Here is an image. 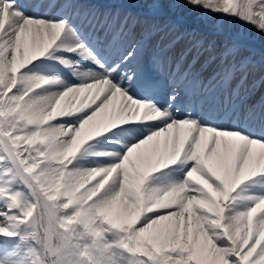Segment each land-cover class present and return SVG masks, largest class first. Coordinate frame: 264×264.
Masks as SVG:
<instances>
[{"label": "snow or ice", "instance_id": "6c2138e0", "mask_svg": "<svg viewBox=\"0 0 264 264\" xmlns=\"http://www.w3.org/2000/svg\"><path fill=\"white\" fill-rule=\"evenodd\" d=\"M180 10L264 35V0H0V264H264V53Z\"/></svg>", "mask_w": 264, "mask_h": 264}, {"label": "rangeland", "instance_id": "374dc122", "mask_svg": "<svg viewBox=\"0 0 264 264\" xmlns=\"http://www.w3.org/2000/svg\"><path fill=\"white\" fill-rule=\"evenodd\" d=\"M240 0H237L239 4ZM179 14L184 17L186 27H199L201 30L206 31L209 26L216 27L221 33L228 34L232 32L242 31L248 38L249 46L257 53H264V35H261L254 28L249 26H242L238 21L221 19V18H208L203 20L199 25L194 23L196 14L187 10H180ZM255 78L257 79L259 72ZM261 91L259 92V95ZM258 95V96H259ZM256 97H254L255 99Z\"/></svg>", "mask_w": 264, "mask_h": 264}, {"label": "bare ground", "instance_id": "6f19581e", "mask_svg": "<svg viewBox=\"0 0 264 264\" xmlns=\"http://www.w3.org/2000/svg\"><path fill=\"white\" fill-rule=\"evenodd\" d=\"M23 2L25 3V5L27 6L28 4H29V2H30V0H23ZM203 31V30H202ZM256 88H262L263 90H264V84H261V83H259V80H257V86H256ZM255 93H256V89H255ZM254 93V94H255ZM261 97H264V94H262L261 96H260V98ZM259 98V99H260ZM258 99V100H259Z\"/></svg>", "mask_w": 264, "mask_h": 264}]
</instances>
